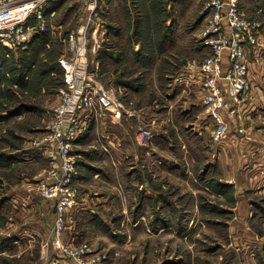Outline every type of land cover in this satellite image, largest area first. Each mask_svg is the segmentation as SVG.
Segmentation results:
<instances>
[{"label":"rangeland","instance_id":"rangeland-1","mask_svg":"<svg viewBox=\"0 0 264 264\" xmlns=\"http://www.w3.org/2000/svg\"><path fill=\"white\" fill-rule=\"evenodd\" d=\"M208 1L97 0L93 9L85 0L55 1L45 28L2 61L0 264L71 262L50 241L55 211L39 185L51 166L45 141L62 85L58 59L64 38L82 23L88 70L121 104L120 116L95 106L70 151L75 199L89 202V212L74 213L71 232L75 243L89 248L84 259L104 254L105 264H264V82L242 117L228 125L224 119L226 131L217 140L201 94L181 93L194 85L173 81L206 56ZM241 6L261 23L264 38V0ZM204 114L211 126L206 145L193 128ZM143 131L148 136L141 139ZM220 145V158L236 155L237 178L222 177ZM253 146H261L259 153Z\"/></svg>","mask_w":264,"mask_h":264},{"label":"built area","instance_id":"built-area-1","mask_svg":"<svg viewBox=\"0 0 264 264\" xmlns=\"http://www.w3.org/2000/svg\"><path fill=\"white\" fill-rule=\"evenodd\" d=\"M55 1L59 0H0V66L45 28L49 4ZM243 1L209 0L206 3V29L202 40L206 56L201 62H189L183 72L173 78L174 83L186 84V87L194 85L200 92L215 126L213 137L217 140L227 128L221 114L231 112L234 103L248 96L251 63L261 65L264 54L262 25L245 12L241 6ZM96 2L85 0L88 9H93ZM262 11L261 7L256 9L257 13ZM54 12V9L49 11L50 17ZM86 31L87 23H82L64 38L66 51L58 59L63 70L62 85L48 128L51 136L45 141V153L51 166L39 189L44 199L53 202L55 213L50 238L53 248L70 259L68 264H105L104 254L85 260L88 246L75 243L76 235L71 233L76 211L72 208L76 201L72 180L77 171L70 151L95 106L113 111L117 116H120L121 106L88 70ZM145 134L148 136L143 131L140 138ZM47 264H59V259Z\"/></svg>","mask_w":264,"mask_h":264},{"label":"crops","instance_id":"crops-1","mask_svg":"<svg viewBox=\"0 0 264 264\" xmlns=\"http://www.w3.org/2000/svg\"><path fill=\"white\" fill-rule=\"evenodd\" d=\"M249 74H250V78H251L252 89L249 92L248 96L244 97L240 101V103H238L237 107L235 106L236 108L234 109V112H232L231 114H228V113L223 111V114L225 116L224 119H225L227 125L229 123H231L233 117H236L237 115H239V117H240L241 113H243V111H246L247 106H248L247 105L248 102H250L252 99H255L257 94L260 93L261 84L264 82V69L261 67L260 64L251 63ZM180 91H181V93H185L188 96L193 95V93H198L200 95V92H198L197 88H195L194 86H190L189 88H185V89L180 90ZM200 98H201V95H200ZM164 119H166V118L165 117L164 118H160V120H164ZM193 128H195L196 130L198 129L199 134L202 135V140H203L202 143L206 145L207 144V140L209 139V135L211 133V126H210L209 119L205 118V114H204V116H202L200 118V122H199L198 128H196L195 126H193ZM114 135H115V138H118L117 135L113 133V136ZM225 137H226V135H225ZM111 139H113V137H111ZM224 139H226V138H224ZM224 139L221 140L222 143H224ZM246 139H248V137ZM111 143H112V146H113L112 149L115 148L114 150H116V152H118L117 150L121 149V148L118 147V143L114 144L113 140L111 141ZM202 146H204V145H202ZM223 147H224L223 145H220V149L218 150L219 151L218 152V159H217V163L219 162L218 166H220L219 169L221 171V174H223L222 177H224V175L226 174L225 175L226 177H234L235 178L236 174L233 173V172H234V170L237 167V164L235 162L236 155H235V157L232 158V160H230V158L228 157L229 155H226V158H220L221 157V152H223V149H222ZM260 147L261 146H258V147L253 146V148L256 151V153H259V148ZM239 148L242 149V145L239 146ZM128 149L132 150V147H130V148L129 147L128 148L125 147V151H129ZM110 154H111V152H110ZM120 163H121V161L119 159H117V164L115 166H118ZM113 164H115L114 161H113ZM211 165H213V162H210V160H209V161H207V163L205 164L204 167H205L206 170H209L211 168ZM136 171H138V170H136ZM230 174H232V175H230ZM228 175H230V176H228ZM237 177L238 176H236V178ZM88 203L89 202H88L87 196L84 197V198H79V197L77 198V205H76V211L75 212L78 213V216L82 215L84 212L85 213L89 212L87 210L88 209ZM75 227H76V224H75ZM51 231H52V227H50V229L48 231V232H50V235H51ZM14 241L16 242L15 239H14ZM17 241H21V240H17ZM59 264H68V262L66 260H64V259L59 258Z\"/></svg>","mask_w":264,"mask_h":264},{"label":"trees","instance_id":"trees-1","mask_svg":"<svg viewBox=\"0 0 264 264\" xmlns=\"http://www.w3.org/2000/svg\"><path fill=\"white\" fill-rule=\"evenodd\" d=\"M10 58H12V57H10ZM10 58L5 59V60H9ZM7 74L9 75V73H6V75H7ZM8 75H7V76H8ZM62 76H63V70H62ZM60 83H62V77H61V82H60Z\"/></svg>","mask_w":264,"mask_h":264}]
</instances>
